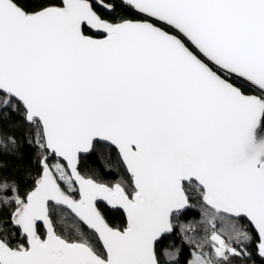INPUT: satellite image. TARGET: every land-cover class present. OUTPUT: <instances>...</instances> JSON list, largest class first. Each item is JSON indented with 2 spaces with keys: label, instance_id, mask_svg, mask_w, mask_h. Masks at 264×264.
Listing matches in <instances>:
<instances>
[{
  "label": "snow or ice",
  "instance_id": "1",
  "mask_svg": "<svg viewBox=\"0 0 264 264\" xmlns=\"http://www.w3.org/2000/svg\"><path fill=\"white\" fill-rule=\"evenodd\" d=\"M0 264H264V0H0Z\"/></svg>",
  "mask_w": 264,
  "mask_h": 264
},
{
  "label": "trees",
  "instance_id": "2",
  "mask_svg": "<svg viewBox=\"0 0 264 264\" xmlns=\"http://www.w3.org/2000/svg\"><path fill=\"white\" fill-rule=\"evenodd\" d=\"M193 216H195V218L199 219V210H195L193 213H192ZM119 222V221H117ZM178 239V238H177Z\"/></svg>",
  "mask_w": 264,
  "mask_h": 264
}]
</instances>
